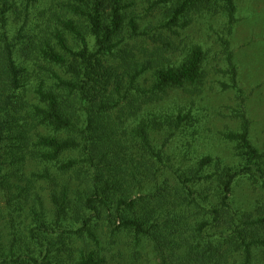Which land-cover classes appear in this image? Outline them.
Returning a JSON list of instances; mask_svg holds the SVG:
<instances>
[{
  "label": "trees",
  "instance_id": "trees-1",
  "mask_svg": "<svg viewBox=\"0 0 264 264\" xmlns=\"http://www.w3.org/2000/svg\"><path fill=\"white\" fill-rule=\"evenodd\" d=\"M139 5L0 0V264H108L103 238L118 244L116 235L130 238L128 264H144V246L160 264H264V204L246 214L232 202L242 177L264 183L251 121L244 114L240 129L222 133L243 166L210 153L188 165L187 144L176 140L191 111L165 100L199 91L207 51L194 41L176 60L164 45L140 55L149 32ZM155 6L179 37L206 12H224L233 25L238 9L236 0ZM178 50L173 40L168 52ZM229 61L236 86L231 53ZM86 235L95 247L80 254L54 248L57 238Z\"/></svg>",
  "mask_w": 264,
  "mask_h": 264
},
{
  "label": "rangeland",
  "instance_id": "rangeland-1",
  "mask_svg": "<svg viewBox=\"0 0 264 264\" xmlns=\"http://www.w3.org/2000/svg\"><path fill=\"white\" fill-rule=\"evenodd\" d=\"M135 1L140 4L137 9L144 16L143 26L147 27L149 32L143 36V41L139 42V46L144 49L141 53L138 52L140 55L145 52L149 54L156 46L164 45V49L161 50L164 56L169 55L176 60L182 57V50L188 49L194 41L202 42L207 51V76L199 86V91L192 94L182 89L169 91L165 100L166 105L175 102L174 104L183 107L185 112L191 111L192 124L184 132H180L176 140V146L187 144L188 165H194L199 154L210 153L230 166L236 168L243 166L244 159L236 153L233 143H227L222 139V133L240 129L241 116L244 114L251 121V137L254 143L264 152V0H236L238 9L233 25L224 12L217 14L206 12L199 15L190 27L180 30V37L173 34L167 27V22H163L165 7H152L155 0ZM38 12H35V15ZM51 14L47 13L48 17ZM37 16L43 20L47 19L45 16ZM220 33L229 39V48H226L220 39ZM173 40H176L179 50L169 54ZM229 53L238 72L236 86L230 73L232 63L229 61ZM62 70L66 72L65 76H69L67 69ZM141 81L148 86L151 85L148 74ZM223 82L230 87L225 89ZM188 143H193V146H189ZM74 156H78L77 153ZM64 158L68 159V156L64 155ZM213 169L211 167L207 171ZM251 177H242L232 196L235 207L246 214L257 213L264 204V183L261 180L252 181ZM201 182L198 180L194 182L199 192L203 188ZM117 236L118 244H111L102 237L110 260L108 264H128L133 258L127 244L130 238ZM93 241L89 235L84 238L67 237L65 245L59 238L53 240L56 249L64 251L69 246L67 257L69 253L80 254V250L83 248L86 250L87 246L94 248ZM141 250L138 255L139 262L160 264L153 250L146 252V246Z\"/></svg>",
  "mask_w": 264,
  "mask_h": 264
}]
</instances>
